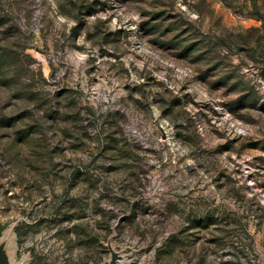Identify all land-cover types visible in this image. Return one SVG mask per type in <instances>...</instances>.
<instances>
[{
    "label": "rangeland",
    "instance_id": "1",
    "mask_svg": "<svg viewBox=\"0 0 264 264\" xmlns=\"http://www.w3.org/2000/svg\"><path fill=\"white\" fill-rule=\"evenodd\" d=\"M1 264H264V0H0Z\"/></svg>",
    "mask_w": 264,
    "mask_h": 264
},
{
    "label": "water",
    "instance_id": "2",
    "mask_svg": "<svg viewBox=\"0 0 264 264\" xmlns=\"http://www.w3.org/2000/svg\"><path fill=\"white\" fill-rule=\"evenodd\" d=\"M2 262H0V264H1Z\"/></svg>",
    "mask_w": 264,
    "mask_h": 264
}]
</instances>
